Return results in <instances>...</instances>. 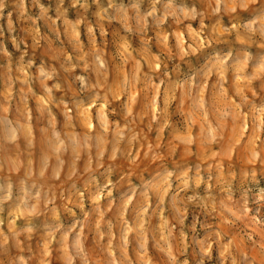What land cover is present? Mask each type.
Segmentation results:
<instances>
[{"label":"rangeland","instance_id":"obj_1","mask_svg":"<svg viewBox=\"0 0 264 264\" xmlns=\"http://www.w3.org/2000/svg\"><path fill=\"white\" fill-rule=\"evenodd\" d=\"M108 2L0 0V179L30 184L32 169L44 176L66 147L84 174L79 198L58 185L54 205H3L0 264H264V203L241 215L222 196L204 199L230 173L237 185L247 174L264 183V38L236 27L264 0H222L218 12L216 0H175L202 15H163L159 27L143 19L153 0L140 15L121 0L105 13ZM214 50L234 57L204 64ZM201 65L198 89L177 80L174 68ZM89 172L107 194L89 195ZM144 182L147 198L123 203L120 193Z\"/></svg>","mask_w":264,"mask_h":264},{"label":"clouds","instance_id":"obj_2","mask_svg":"<svg viewBox=\"0 0 264 264\" xmlns=\"http://www.w3.org/2000/svg\"><path fill=\"white\" fill-rule=\"evenodd\" d=\"M222 0H216L217 7L214 11L218 12L220 10V4ZM143 0H129V3L125 5L123 0L118 5L119 9L125 13L131 11L135 15H140L142 10ZM162 4L163 13L161 16L157 14L160 12V9H157L155 5ZM2 4H0V8H2ZM114 7V0H109L108 8L104 9L105 13L108 12V9ZM179 14V15H177ZM163 15L173 16L176 19H180L182 17H186L191 20H196L201 13H198L195 6L191 9H188L186 6L177 7L175 4V0H153V7L151 10L147 12H143V19L145 23L148 22L150 17L155 18L156 25H161V19ZM236 27L242 28L245 32L255 35L259 34L261 38H264V11L257 13V15L253 16L251 19L238 21ZM243 57L245 60L251 58V53L248 51H243ZM241 53L237 52L235 54V58L239 59ZM223 56V62L227 65V61L234 57V53L232 50L228 51H217L214 50L209 56L205 59L204 64H207L208 60L212 57H220ZM96 61L99 63L96 65V69L99 71L107 70L108 63L106 60L102 59L100 56H96ZM34 61H29V64H34ZM43 64V62H42ZM37 66L39 71H43V67ZM203 70V65L196 67H189L188 71L185 72L182 68H174V71L177 72V80L183 81L189 88L198 89L202 86V84L197 83V77L200 72ZM161 75H167V73H162ZM32 77H29L31 79ZM205 79L207 78V74H205ZM75 81L79 83L80 88L84 92H90L93 90V84L91 80L84 75L75 76ZM150 79V77H149ZM98 95V93L96 94ZM91 98V97H89ZM209 109H213L214 103L211 101H206ZM258 111H264V102H262ZM225 117L229 115L228 111L223 113ZM219 134L210 141V143H218L220 141ZM3 145H0V151H2ZM87 151V149L85 150ZM83 155V154H82ZM256 158L260 159V153H256ZM6 161L3 158H0V170H3L6 166ZM27 167V166H26ZM56 168L60 175H55L51 169ZM166 174L171 176L173 173L170 170H166ZM233 177L232 180H225L223 184L218 185L216 189H212L209 187L207 195L204 199L215 200L217 196H222L224 201L222 202V207H227L229 204L236 208L241 215H245L251 209L248 208L249 201L259 204L264 203V183L257 177L247 174L243 177L241 183L237 185L234 183L235 173H230ZM84 177V174L81 172V162L75 159V156L72 154L69 148H65L59 154H53L49 159V169L45 171L44 176L39 175V171L37 169H32V178L31 183H28L26 179H17L12 180L8 179H0V211L3 210V205L6 202L19 201L17 206L27 207L29 205V201H34L31 204L32 209H36L39 204H48L52 203L53 205L56 203V199L59 196L58 185H64V190L71 193L73 196L79 198L80 193L82 191L83 185L80 183L81 179ZM144 182L140 185H132L124 192L120 193L121 197H125L126 199L123 201L125 204H130L132 200L136 199L137 195H141L146 197V193L150 191V188L146 187ZM84 184L86 185H96L95 192L89 191V195H95L99 192H105L107 189V185H100L99 177L95 175L94 172H89L86 174V179H84ZM22 193V195H21ZM116 198H113V202ZM197 196H188V201L190 203H196L198 201ZM90 209H82V212L89 211ZM182 222V221H181ZM26 231H33V227H28ZM184 264H188V261L185 260ZM202 264V262H201Z\"/></svg>","mask_w":264,"mask_h":264}]
</instances>
